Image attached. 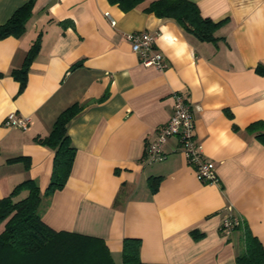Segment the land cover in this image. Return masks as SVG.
Instances as JSON below:
<instances>
[{
  "label": "crops",
  "instance_id": "0c3cea01",
  "mask_svg": "<svg viewBox=\"0 0 264 264\" xmlns=\"http://www.w3.org/2000/svg\"><path fill=\"white\" fill-rule=\"evenodd\" d=\"M26 1L0 0V24ZM151 1L124 11L108 0H35L24 32L0 38V198L27 178L45 190L53 150L35 137L80 103L67 123L76 150L70 174L44 198L42 220L102 239L115 264L125 237L140 239L146 263L237 264L245 230L264 245V143L248 129L264 121V0H192L220 22L213 41L147 12ZM140 30L155 35L165 69L141 64L132 51L125 34ZM36 40L20 90L11 72ZM173 92L192 107L195 138L217 183L197 177L176 136L163 143L162 160H143L172 113ZM12 111L30 118L25 130L3 125ZM18 156L29 163L8 162ZM150 177H159L154 192ZM226 205L244 220L227 236Z\"/></svg>",
  "mask_w": 264,
  "mask_h": 264
},
{
  "label": "trees",
  "instance_id": "16d2710c",
  "mask_svg": "<svg viewBox=\"0 0 264 264\" xmlns=\"http://www.w3.org/2000/svg\"><path fill=\"white\" fill-rule=\"evenodd\" d=\"M127 11L142 0H108ZM35 0H28L16 8L9 18L0 24V38L20 36L32 14ZM147 12L157 16L174 18L184 30L201 40H216L215 30L220 25L210 17L203 16L192 0H152ZM38 40L28 49L20 68H14L12 76L19 81L20 90L26 84L30 61L36 54ZM83 108L74 103L64 109L56 118L52 130L45 136L35 137L36 142L53 150L52 167L48 185L40 191L35 180L27 178L15 185L0 198V264H115L103 240L97 237L56 231L41 218L45 206L44 198L61 189L70 174L75 156V147L67 132V123ZM248 129L264 143V121H255ZM26 159L18 156L8 162ZM29 162L26 159V165ZM159 177H150L149 185L154 192ZM26 194L20 196L21 192ZM244 225V222L241 226ZM196 236V234H195ZM140 239L125 237L122 243V264L146 263L139 255ZM237 264H264V245L249 231H244L243 248L236 255Z\"/></svg>",
  "mask_w": 264,
  "mask_h": 264
},
{
  "label": "built area",
  "instance_id": "2783aa9c",
  "mask_svg": "<svg viewBox=\"0 0 264 264\" xmlns=\"http://www.w3.org/2000/svg\"><path fill=\"white\" fill-rule=\"evenodd\" d=\"M106 17L112 25L115 19L105 12ZM132 51H134L141 64L154 65L160 70L166 68L167 64L162 53L156 48L155 35L148 31H131L125 34ZM172 113L167 122L156 129L155 137L146 143L143 160L154 162L162 160L166 154L162 149L163 143L172 136L178 138L177 150L185 157L191 165L197 177L204 182L217 183L215 165L212 160L206 157L201 150L200 144L195 138V124L192 114V107L186 99L178 92L172 93ZM30 122L26 115L14 111L8 113L3 120V125L25 130ZM243 218L235 213L231 205L225 206V215L222 218L220 229L224 235H229L233 229L243 224Z\"/></svg>",
  "mask_w": 264,
  "mask_h": 264
}]
</instances>
